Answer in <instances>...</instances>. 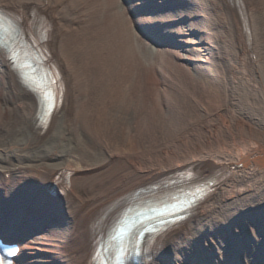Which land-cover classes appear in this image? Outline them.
Segmentation results:
<instances>
[{"label": "bare ground", "instance_id": "bare-ground-1", "mask_svg": "<svg viewBox=\"0 0 264 264\" xmlns=\"http://www.w3.org/2000/svg\"><path fill=\"white\" fill-rule=\"evenodd\" d=\"M125 12L144 16L141 31L118 26ZM4 22L0 237L18 243L14 264L108 262L99 241L168 202L184 218L139 243V264H185L186 247L195 264H264V135L253 126L264 131V0H0ZM31 40L45 57L31 53L36 81L21 68ZM224 57L227 75L240 68L230 86ZM194 75L217 90L225 79V98L247 88L260 118L240 106V118L216 111L189 123L174 92L184 97L180 77ZM152 112L173 125L144 134Z\"/></svg>", "mask_w": 264, "mask_h": 264}, {"label": "rangeland", "instance_id": "rangeland-1", "mask_svg": "<svg viewBox=\"0 0 264 264\" xmlns=\"http://www.w3.org/2000/svg\"><path fill=\"white\" fill-rule=\"evenodd\" d=\"M125 3H126L125 5H128V2L125 1ZM119 4L122 5L121 3H119ZM125 5L123 4V7ZM96 7H97L96 9H99L100 5L96 6ZM88 8H89V12L92 13L93 8H90V7H88ZM141 14H143V12H141ZM142 16L143 15L126 13L125 16L117 18V24L121 28L126 27L127 23H128V25L132 24V26L134 27L135 30L141 31L142 26H143L142 19H141ZM71 17L73 18L74 15L69 14V15H67L66 19L71 20ZM117 34L118 33H116V35ZM149 42H150L149 44L152 45L151 41H149ZM146 49L148 50V52L151 51L150 47L146 48ZM219 62H220L221 69L224 70L223 73L224 74L226 73L225 75L227 78L226 79L227 82L225 81V79H224V81L226 82V84H228L230 86V82L232 80H234L233 77L236 78V76L239 74L240 68L239 67L235 68L237 75L235 74L234 76H232L231 73H229L227 75V72H228L227 68H229V66L232 64L231 61L229 60L228 57H224V58L220 59ZM167 68L171 69L170 66H167ZM116 69H117V67H116ZM116 69H115V75L119 72V69H117V70ZM178 80L179 79H177V81ZM235 80L240 81L239 78H236ZM224 81H223V83L220 82V80L218 81L221 84V89L217 90V89L212 88V86L209 83L208 78H206V77L203 80L198 78V76H196V75H194V77H187L185 79L183 76L180 77L179 83H180V88H183L182 93L184 94V97H179V93L181 90H178V91L176 90L174 92V94L177 96L175 99L178 98L176 103L181 102L183 104V108L185 109V111H187V118H189L188 119L189 123L192 121L195 123L198 118L201 117L200 119H203V118H205V116L207 114L210 115V113H216V111L217 112H219V111L223 112V115H225V117L228 119L233 118V117L240 118L241 117L240 116L241 109L239 108L240 106L243 109L246 107L245 110H247L249 113L254 112L253 116L260 118V116H258L259 114L255 113L256 110L254 111V109H251L248 107V106L252 105L256 109L257 107H260V106H259V103H255V102H253V104H251L252 103L251 101H254L255 99L253 97H246V93H245L246 91L245 90L247 88H245L243 86L242 87L239 86V87L233 89L234 92L232 93L231 96H233L234 98H232L230 96V94H228V97L225 98V96L223 95V92L225 90V87H223V84H225ZM108 87H110V86H108ZM147 94H149L146 96L148 98L147 106L149 107V110L151 109L152 111L156 112V110H154V107L158 108L159 105L154 106V103L152 101L153 95L150 92ZM162 95H164L163 91H162ZM210 99L216 100L217 105L216 104H215V106L211 105ZM171 100L173 102V99H171ZM208 100H209V102H207ZM234 100H235V102H238V103H235ZM256 105H257V107H255ZM164 109L166 111H168L167 106H164ZM168 112L163 113L162 117L156 116V114L153 112L151 114L149 113L148 117L150 119H148V123H147L148 126H146L143 130L144 134L147 133L148 135H161L167 130L166 127L168 125L169 126L173 125V123L169 122L171 120V118H170L171 116H169V115H171V114H169ZM132 115L133 114H129V116H132ZM134 116H135V114H134ZM187 118L186 117H185V119L180 118V120L176 124L174 123L176 125L175 128L176 129L182 128L183 123ZM188 122H185V123H188ZM194 123H192V124H194ZM253 126H255L258 129L260 137H261V135H264V131L261 130L262 129L261 127H259L258 125H255V124H253ZM134 129H135V133H138L137 130L139 128L136 127ZM84 132H86V131H84ZM138 135H139V133H138ZM230 213L231 212H229V213L227 212L225 215L228 217V214H230ZM185 249H187V252L181 251V252H183V255L186 256V258L188 259L187 260L188 262H186L185 264H195V261L197 260V259H195L196 257L191 256L193 254L190 252V250L187 247ZM222 261H223V259H222ZM164 263H166V262H164ZM198 264H200V261L198 262Z\"/></svg>", "mask_w": 264, "mask_h": 264}]
</instances>
